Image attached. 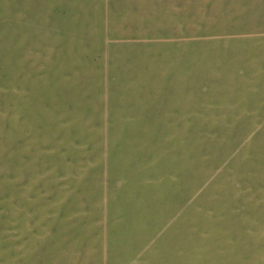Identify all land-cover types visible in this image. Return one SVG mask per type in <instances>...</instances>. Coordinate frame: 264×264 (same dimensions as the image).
Instances as JSON below:
<instances>
[{
  "label": "rangeland",
  "instance_id": "obj_1",
  "mask_svg": "<svg viewBox=\"0 0 264 264\" xmlns=\"http://www.w3.org/2000/svg\"><path fill=\"white\" fill-rule=\"evenodd\" d=\"M0 264H264V0H0Z\"/></svg>",
  "mask_w": 264,
  "mask_h": 264
},
{
  "label": "crops",
  "instance_id": "obj_2",
  "mask_svg": "<svg viewBox=\"0 0 264 264\" xmlns=\"http://www.w3.org/2000/svg\"><path fill=\"white\" fill-rule=\"evenodd\" d=\"M123 38L118 39V42H116L115 49H126L127 50V45L128 41H123ZM134 40L139 41V38H132ZM144 41L147 42H142L139 41V44H135L137 46H132V48H136L135 50H142V51H158V52H178V48L174 47V45L171 42L177 43L180 42L181 38H174V37H163V38H158L155 36H150V37H143ZM132 42V41H131ZM162 42V43H159ZM167 42V43H164ZM130 43V42H129ZM134 44V43H133Z\"/></svg>",
  "mask_w": 264,
  "mask_h": 264
}]
</instances>
